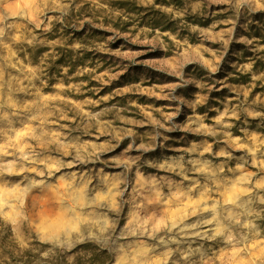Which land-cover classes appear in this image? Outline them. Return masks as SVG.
I'll return each mask as SVG.
<instances>
[{
  "label": "rangeland",
  "instance_id": "obj_1",
  "mask_svg": "<svg viewBox=\"0 0 264 264\" xmlns=\"http://www.w3.org/2000/svg\"><path fill=\"white\" fill-rule=\"evenodd\" d=\"M0 264H264V0H0Z\"/></svg>",
  "mask_w": 264,
  "mask_h": 264
}]
</instances>
